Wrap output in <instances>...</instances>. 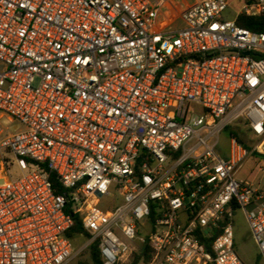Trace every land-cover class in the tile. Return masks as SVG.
<instances>
[{
  "label": "built area",
  "instance_id": "1",
  "mask_svg": "<svg viewBox=\"0 0 264 264\" xmlns=\"http://www.w3.org/2000/svg\"><path fill=\"white\" fill-rule=\"evenodd\" d=\"M239 2L225 20L228 0H198L170 28L174 0H0V264H68L94 244L101 264L146 247L137 264H244L236 210L264 264V189L237 178L264 155V30L236 24L264 0ZM231 126L256 145L231 137L223 159Z\"/></svg>",
  "mask_w": 264,
  "mask_h": 264
},
{
  "label": "rangeland",
  "instance_id": "2",
  "mask_svg": "<svg viewBox=\"0 0 264 264\" xmlns=\"http://www.w3.org/2000/svg\"><path fill=\"white\" fill-rule=\"evenodd\" d=\"M195 0H174L177 4V8H181L185 4H191ZM229 6L224 12L223 17L225 20H233L235 18L236 12L239 9V0H228ZM166 13L163 10V14ZM158 23H168L170 28H179L183 25L180 20L171 21L168 15L159 17ZM1 124L9 130L10 134H16L24 130L23 125L19 122L10 123L7 117L2 118ZM231 135L237 136L241 142L248 148L253 149L255 143L249 140V134L245 132L241 127L231 126L223 130L219 134L218 144L216 146V153L223 159H227L229 154V141ZM4 157L10 161H13L11 155H4ZM259 168H264V157L259 156L257 159L250 158L238 172L237 178L239 180H248L256 188L264 189V181ZM10 173L13 179L20 177L21 173L19 169L13 165L10 169ZM0 183L2 181L0 180ZM232 227L234 231V244L235 251L238 257L244 264H262V260L259 257V252L252 239V235L242 210H236L233 215ZM85 239L80 236H75L73 238V246L76 251H79L81 247L85 245ZM68 264H92L89 251H83L77 254Z\"/></svg>",
  "mask_w": 264,
  "mask_h": 264
},
{
  "label": "trees",
  "instance_id": "3",
  "mask_svg": "<svg viewBox=\"0 0 264 264\" xmlns=\"http://www.w3.org/2000/svg\"><path fill=\"white\" fill-rule=\"evenodd\" d=\"M236 24L239 27L247 29V30L252 31V32H256V33L262 32L264 30V14L261 16H258V17H247L244 15L238 16L236 19ZM231 137H234L237 139V141L241 142V140L237 136L231 135ZM246 148H248V147H246ZM248 149L251 151L250 148H248ZM259 156L264 157V155H260L256 152H252L250 158L257 159ZM51 178H52L55 186H57V184L55 182V175H52ZM74 219H75V224H74L73 228L71 229V231L68 233V236L70 238H73V237H75V235H78L81 233V227H80V224L78 222V219L76 217H74ZM88 251H89V255H90V259H91L92 264H101L96 244L92 245L88 249ZM150 258H151L150 251L146 247L141 256H135L133 264H137L139 262V260H142L143 263H148Z\"/></svg>",
  "mask_w": 264,
  "mask_h": 264
},
{
  "label": "crops",
  "instance_id": "4",
  "mask_svg": "<svg viewBox=\"0 0 264 264\" xmlns=\"http://www.w3.org/2000/svg\"><path fill=\"white\" fill-rule=\"evenodd\" d=\"M198 0H195L193 3L191 4H185L184 6H182L181 8H177V4L174 5H168L165 9L166 13H164V16L167 14L168 17L170 18L171 21L174 20H178L177 18L179 17V15L186 10L188 7H190L191 5H193L194 3H196ZM168 24V23H166Z\"/></svg>",
  "mask_w": 264,
  "mask_h": 264
}]
</instances>
